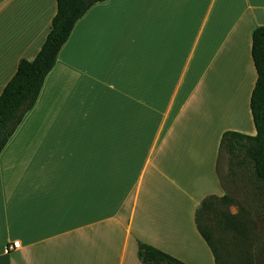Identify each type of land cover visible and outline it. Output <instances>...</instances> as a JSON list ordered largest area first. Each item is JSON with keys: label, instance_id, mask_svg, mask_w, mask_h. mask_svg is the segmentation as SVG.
Wrapping results in <instances>:
<instances>
[{"label": "crops", "instance_id": "crops-1", "mask_svg": "<svg viewBox=\"0 0 264 264\" xmlns=\"http://www.w3.org/2000/svg\"><path fill=\"white\" fill-rule=\"evenodd\" d=\"M56 12L0 2V95ZM259 26L264 0L95 4L0 154V264H145L140 244L215 264L196 213L226 194L223 134L256 135Z\"/></svg>", "mask_w": 264, "mask_h": 264}, {"label": "trees", "instance_id": "trees-1", "mask_svg": "<svg viewBox=\"0 0 264 264\" xmlns=\"http://www.w3.org/2000/svg\"><path fill=\"white\" fill-rule=\"evenodd\" d=\"M104 1L106 0H57V12L40 51L33 60L23 59L19 62L15 75L0 95V154L26 115L36 105L46 78L55 67L58 55L70 38L76 23L95 4ZM252 57L258 76L250 99L256 135L225 132L220 143V155L225 152L233 157L239 149L245 148L254 162L257 178L264 182V26H259L253 31ZM216 203L241 206L236 197L225 194L222 197H207L197 210V228L208 245L215 264H264V237L250 235L247 211L242 206L241 215L220 213V228L232 236L231 248L229 247L232 252L228 253L234 252L237 260L223 253V243L219 239L214 241L211 228L203 224L212 218L211 213H214ZM138 255L145 264H185L159 249L144 244H140Z\"/></svg>", "mask_w": 264, "mask_h": 264}, {"label": "rangeland", "instance_id": "rangeland-1", "mask_svg": "<svg viewBox=\"0 0 264 264\" xmlns=\"http://www.w3.org/2000/svg\"><path fill=\"white\" fill-rule=\"evenodd\" d=\"M220 165V179L225 193L236 197L240 205L247 211L246 215L248 228L251 232L250 235L257 234L259 238L264 237V182L257 178L253 160L247 154L245 148H243L239 149L233 157L223 152ZM241 206L236 204L224 206L216 203L214 205V213H211L212 218L203 223L211 228L213 240L219 239L223 243V253L235 261L237 260L236 255L234 252L230 253L232 251L229 249L232 239L231 233L228 232L227 235V233L222 231V228L218 224V219L221 212L231 215H241ZM228 251L230 252L228 253Z\"/></svg>", "mask_w": 264, "mask_h": 264}, {"label": "built area", "instance_id": "built-area-1", "mask_svg": "<svg viewBox=\"0 0 264 264\" xmlns=\"http://www.w3.org/2000/svg\"><path fill=\"white\" fill-rule=\"evenodd\" d=\"M21 248V243L20 241H15L13 244H11L9 247H8V250H16V249H19Z\"/></svg>", "mask_w": 264, "mask_h": 264}]
</instances>
